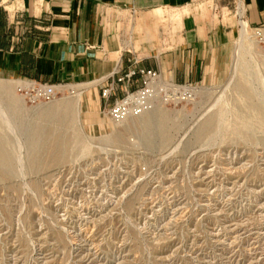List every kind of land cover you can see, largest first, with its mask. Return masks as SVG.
Segmentation results:
<instances>
[{
    "label": "rangeland",
    "instance_id": "374dc122",
    "mask_svg": "<svg viewBox=\"0 0 264 264\" xmlns=\"http://www.w3.org/2000/svg\"><path fill=\"white\" fill-rule=\"evenodd\" d=\"M230 3L200 11L219 26L194 102L125 125L84 87L30 105L0 71V264H264V46ZM157 20L138 22L143 49L182 17Z\"/></svg>",
    "mask_w": 264,
    "mask_h": 264
},
{
    "label": "crops",
    "instance_id": "0c3cea01",
    "mask_svg": "<svg viewBox=\"0 0 264 264\" xmlns=\"http://www.w3.org/2000/svg\"><path fill=\"white\" fill-rule=\"evenodd\" d=\"M49 2H35L14 14L0 8V71L17 83H49L64 91L84 87L85 99L97 108L103 106L100 89L113 75L127 70L131 59L157 70L165 80L199 83L205 51L215 41L219 26L204 21L200 11L206 16L209 4H231L230 0ZM239 9L251 26L264 25V0H235L237 19ZM167 12L181 15L178 31L173 33L172 22L153 24L165 31L155 32L160 39L143 49L141 41L135 40L141 34L135 31L138 22L145 19L158 24L159 14L163 17ZM128 13L143 15V19L118 22L119 15ZM147 50L149 56L141 57L140 52Z\"/></svg>",
    "mask_w": 264,
    "mask_h": 264
},
{
    "label": "built area",
    "instance_id": "2783aa9c",
    "mask_svg": "<svg viewBox=\"0 0 264 264\" xmlns=\"http://www.w3.org/2000/svg\"><path fill=\"white\" fill-rule=\"evenodd\" d=\"M240 11L236 13L239 25L248 30L253 41L264 46V25L251 26ZM130 63L127 70L113 75L100 89L102 108L113 123L124 124L152 112L160 104L176 106L194 102L198 83L165 80L157 70L141 65L138 59H131ZM16 89L33 106L53 102L64 91L54 84L31 81L18 83ZM66 92L76 94L75 89Z\"/></svg>",
    "mask_w": 264,
    "mask_h": 264
},
{
    "label": "bare ground",
    "instance_id": "6f19581e",
    "mask_svg": "<svg viewBox=\"0 0 264 264\" xmlns=\"http://www.w3.org/2000/svg\"><path fill=\"white\" fill-rule=\"evenodd\" d=\"M245 29V28H244ZM244 31H248V30H244ZM146 115V114H145ZM145 115H143V116H145ZM143 116H141V117H143ZM141 117H138V118H141ZM138 118H133V119H138ZM130 120H132V119H130ZM130 120H128V121H130ZM127 121V122H128ZM127 122H125L124 124H121V125H125ZM120 125V124H119ZM148 127V126H147ZM148 129H150V128H148ZM3 138V137H2ZM2 138H0V162L1 163H3V164H8L9 162H10V152L8 153V151H4V148H5V145L2 143V141H3V139ZM166 141V140H165ZM59 145V144H58ZM60 147H61V145H60ZM58 150V149H57ZM54 152V151H53ZM60 152V151H59ZM65 152V151H64ZM58 153V152H57ZM64 156V155H63ZM62 152H60V154H59V158H57V162L60 160H62L64 157H62ZM53 160V159H52ZM10 164V163H9Z\"/></svg>",
    "mask_w": 264,
    "mask_h": 264
}]
</instances>
